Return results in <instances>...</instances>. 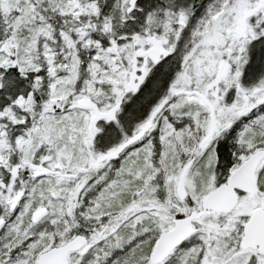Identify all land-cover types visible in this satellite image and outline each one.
<instances>
[{"label":"snow or ice","instance_id":"1","mask_svg":"<svg viewBox=\"0 0 264 264\" xmlns=\"http://www.w3.org/2000/svg\"><path fill=\"white\" fill-rule=\"evenodd\" d=\"M0 264H264V0H0Z\"/></svg>","mask_w":264,"mask_h":264}]
</instances>
